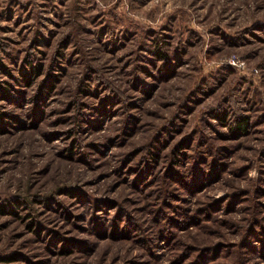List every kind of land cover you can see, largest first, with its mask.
I'll return each mask as SVG.
<instances>
[{
	"label": "rangeland",
	"instance_id": "1",
	"mask_svg": "<svg viewBox=\"0 0 264 264\" xmlns=\"http://www.w3.org/2000/svg\"><path fill=\"white\" fill-rule=\"evenodd\" d=\"M263 244L264 0H0V264Z\"/></svg>",
	"mask_w": 264,
	"mask_h": 264
},
{
	"label": "trees",
	"instance_id": "2",
	"mask_svg": "<svg viewBox=\"0 0 264 264\" xmlns=\"http://www.w3.org/2000/svg\"><path fill=\"white\" fill-rule=\"evenodd\" d=\"M160 57H164L163 54H161ZM246 117L244 116H239L236 118V121L234 122V125H233V128L236 130V131H241L243 130L245 127H246ZM262 246V249L260 250L262 253H264V244L261 245ZM5 259H8V258H5Z\"/></svg>",
	"mask_w": 264,
	"mask_h": 264
}]
</instances>
